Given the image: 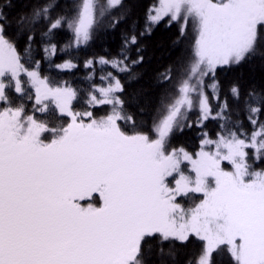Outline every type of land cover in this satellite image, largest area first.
I'll return each instance as SVG.
<instances>
[{
  "label": "snow or ice",
  "instance_id": "snow-or-ice-1",
  "mask_svg": "<svg viewBox=\"0 0 264 264\" xmlns=\"http://www.w3.org/2000/svg\"><path fill=\"white\" fill-rule=\"evenodd\" d=\"M130 14L125 0H0V264H152L175 261L176 245L189 243L197 247L186 264H214L224 252L233 264H264V170L250 163L264 161V88L242 93L233 82L225 93L218 78L264 60V0H153L143 28L132 21L114 54L84 60L86 79L96 65L101 75L76 110L79 90L50 70L75 68L71 51ZM165 21L178 25L175 49L189 24L195 36L158 73L147 127L120 76L137 79L140 41ZM59 32L69 37L63 46ZM58 53L69 58L53 64ZM101 106L108 111L97 116ZM208 120L219 131H200L198 150L170 146Z\"/></svg>",
  "mask_w": 264,
  "mask_h": 264
},
{
  "label": "trees",
  "instance_id": "trees-1",
  "mask_svg": "<svg viewBox=\"0 0 264 264\" xmlns=\"http://www.w3.org/2000/svg\"><path fill=\"white\" fill-rule=\"evenodd\" d=\"M15 2L16 0H13V3ZM152 2L153 0H125V9H131L128 21L122 23L115 31L110 30L101 34L91 43L90 46L81 48L79 51H71L70 55L73 58V62L77 65L75 68L60 71L53 67L50 70V74L55 77L56 80L68 81L73 87H76L79 90V97L74 101V107L76 110L83 109L87 90L90 88L92 82L99 83V77L101 75L100 66L96 65V71L93 74L92 81L86 79L92 70L84 67V60L93 56H111V54H114L120 48L122 30L131 24L132 21L137 22L138 31L143 28L145 24L146 10ZM18 8L19 4H17V9ZM177 30L178 25L173 24L169 27L167 26L166 21L155 26L151 34H146L140 41V43L146 47V50L144 52V63L133 69V71L139 73L137 79L129 83L127 82L126 75L120 76V79L125 82V96L131 99L133 95H138L140 101L139 106L144 108V112L138 114L137 119L145 121L147 127L151 126L152 116L162 91V88L158 86L156 82L158 73L163 72L165 68L175 61L180 49L190 47L191 42L194 40L195 33L191 24H189L188 34L180 45V49H175L172 41L177 34ZM68 39L69 37L66 32H59L56 35V41L61 46H63ZM133 56H135V50H133ZM68 58V54L58 53L53 58V64L61 63ZM44 68L48 69L47 63L44 64ZM110 70V68L105 69V71ZM218 78L223 85L225 93L233 82H239L242 93H245L252 88L259 90L260 88H264V60L259 57L253 58L251 61H246L239 66H234L225 71H221L218 73ZM128 107L132 111H137L138 109L136 104L130 103ZM29 108H31V105H29ZM106 111H108L107 106H101L94 109L97 116L103 115ZM197 115V112H193L189 118L195 120ZM41 118L43 119L44 117ZM233 118H243V116H234ZM262 119H264V117H262ZM120 123L122 127H126L123 121ZM244 124L250 132L251 125L248 124L246 119L244 120ZM202 130L208 131L214 138L216 132L219 131L218 122L208 120L205 122L204 129L197 127L185 129L183 133H177L171 138L170 146L177 148L184 147L190 152H195L198 150L199 132ZM43 137L46 140L51 139L50 134L47 133L43 134ZM250 163H253V169H255V171L264 170V161L250 160ZM185 171H187L186 168ZM201 198L202 196L197 194L188 198L185 202L188 206H192L194 202H198ZM164 247L167 249L168 245H165ZM196 247L197 246H194L191 243L184 247L177 244L176 248L178 251L175 261L167 255L162 257L154 256L152 264H186V261L196 251ZM212 259L214 264H233V261L226 252L223 254L214 253Z\"/></svg>",
  "mask_w": 264,
  "mask_h": 264
},
{
  "label": "rangeland",
  "instance_id": "rangeland-1",
  "mask_svg": "<svg viewBox=\"0 0 264 264\" xmlns=\"http://www.w3.org/2000/svg\"><path fill=\"white\" fill-rule=\"evenodd\" d=\"M42 136H43V134H42ZM226 167H228V168H230V165H225ZM185 168L187 169V171H188V168H189V166L188 165H185ZM254 171H255V169H253ZM197 195V194H196ZM183 203L185 204V206L187 207L188 206V204L185 202V201H183ZM187 204V205H186Z\"/></svg>",
  "mask_w": 264,
  "mask_h": 264
}]
</instances>
